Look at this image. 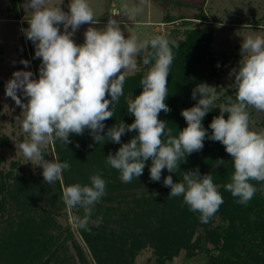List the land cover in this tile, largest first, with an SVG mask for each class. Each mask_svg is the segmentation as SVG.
Here are the masks:
<instances>
[{
	"label": "clouds",
	"instance_id": "1",
	"mask_svg": "<svg viewBox=\"0 0 264 264\" xmlns=\"http://www.w3.org/2000/svg\"><path fill=\"white\" fill-rule=\"evenodd\" d=\"M143 4L140 0V6L124 5L122 12L135 17L143 11ZM23 7L30 18L22 32L35 46L34 58L41 59L39 78L34 79L31 71H15L5 85V95L21 108L17 121L28 134L27 140L15 144L16 150L33 166H42L47 184L62 180L63 171L71 166L58 159L46 160L43 149L56 140L66 146L71 143L70 134L82 135L89 130L97 144L105 140L120 144L115 154L107 155L105 163L118 170L119 179L125 183L141 176L149 160L153 182L161 180L164 169L176 173L188 155L203 149L207 138L220 142L231 156L234 172L225 189L237 203L248 204L257 192L250 181L264 182V130L250 129V109L264 112V37L250 35L243 39L238 67L229 72L234 77L229 87L235 90V100L228 97V103L215 107L220 114L208 126L211 133L202 120L214 109L217 97L214 87L202 82L191 93L197 103L181 110L187 126L173 135L167 122L158 117L162 111H171L165 100L174 41L163 35L143 40L126 38L120 27L122 21L112 15L103 28L92 27L99 21L89 0H70L67 12L53 6L52 0H26ZM83 24L90 26L84 42L78 45L72 37ZM142 52L147 53L143 64L151 66L139 82L142 92L127 100L126 108L134 122L119 121L105 133L104 121L114 116L113 110L124 95L126 76L137 70L136 57ZM20 62L25 67L29 64ZM224 114H228L227 119ZM126 132L136 135L122 143ZM89 179L90 184L62 186L61 196L68 209L83 210V218L74 219L79 228L88 231L92 208L106 194V181L99 173ZM163 185L170 188L168 197L182 196L189 210L200 214L202 223H207L224 202L212 176L201 175L198 168L184 171L182 182H174L168 175Z\"/></svg>",
	"mask_w": 264,
	"mask_h": 264
},
{
	"label": "trees",
	"instance_id": "2",
	"mask_svg": "<svg viewBox=\"0 0 264 264\" xmlns=\"http://www.w3.org/2000/svg\"><path fill=\"white\" fill-rule=\"evenodd\" d=\"M10 3L15 9L16 0ZM175 5L196 7L197 12L189 17L165 13L162 19L164 24L179 21L181 26L161 34L176 45L172 48L174 58L165 100L171 111H162L158 117L167 122L173 135L187 126L181 110L197 103L191 98L192 90L202 82L212 86L225 59V54L213 55L211 50L213 27L194 24L207 20L202 10L204 0L197 6L172 0L169 6L172 9ZM15 19L20 17L16 15ZM29 54L33 75L38 79L31 48ZM146 54L142 52L136 60L142 62ZM150 66L142 62L143 70L126 76L124 95L113 110L114 116L104 121L105 133L119 121L134 122L126 108L127 100L142 92L139 82ZM219 114V108L214 107L202 120L209 134L212 130L208 126ZM224 115L227 119L228 114ZM134 135L126 132L121 142H128ZM69 138L71 143L66 146L59 140L51 144L54 158L71 166L63 171L60 181L47 184L42 174L24 178L0 172V264H137L136 257L145 249L151 251L153 264H166L182 250L186 258L202 254L208 264H264V182L250 181L257 188L256 194L247 205L237 203L225 189L234 167L220 142L206 138L203 149L181 161L176 173L162 170L159 182L150 180L149 160L141 176L125 183L119 179L118 170L105 163L107 155L115 154L120 144L110 140L97 144L89 130L82 135L70 134ZM1 141L0 147L6 144ZM197 168L201 175L212 176L224 201L207 223L200 221L198 212L189 210L182 196L168 197L170 188L163 185L166 176L182 182L184 171ZM97 173L106 181V194L92 208L87 225L90 231L79 228L75 219L71 226L68 213L83 218L84 212L64 205L62 186L90 184L89 178Z\"/></svg>",
	"mask_w": 264,
	"mask_h": 264
},
{
	"label": "rangeland",
	"instance_id": "3",
	"mask_svg": "<svg viewBox=\"0 0 264 264\" xmlns=\"http://www.w3.org/2000/svg\"><path fill=\"white\" fill-rule=\"evenodd\" d=\"M172 0H144L143 11L135 17H128L123 14L124 5L140 6V0H89V4L98 19L99 23L92 25L97 29L103 28L109 19L122 21L121 30L125 37L135 36L140 40L150 38L156 35L166 34L167 31L179 28L180 22L173 24H164L162 19L165 13L172 15L184 14L191 16L197 12L196 7L179 6L171 9ZM188 5H199L203 0H179ZM26 0H16L15 9L11 6L10 0H0V140L3 144L0 147V172L11 174V176H24L28 178L35 174H42V166H33L26 158L16 150L15 144L24 142L28 139V134L22 131L17 121L21 114V108L15 102L5 95V85L12 78L15 71H31L32 57L29 50H32V56H35V46L28 40L22 29L29 25L27 19L30 14L26 12L23 5ZM70 0H52L53 6H60L65 12L68 11ZM173 4V3H172ZM202 10L205 13L206 21H194L195 26L204 24L213 27V38L210 44L213 55L223 53L225 59L223 67L219 71V78L214 81L213 87L216 94L214 107L220 104L228 103L229 94L235 96V90L229 87L234 82V77L229 76L232 68L238 67L241 59L240 46L243 39L248 36L264 37V0H204ZM16 15L20 17L16 20ZM90 25L83 24L75 32L72 39L76 44L84 42V33ZM63 31V26H60ZM181 30V29H180ZM30 47V48H29ZM29 61L27 67L20 61ZM34 64L39 70L41 59L34 58ZM137 70L129 72L127 76H132L143 70L142 62H138ZM35 79V76L33 75ZM218 90V91H217ZM229 93V94H228ZM22 101L26 99L18 92ZM264 112L250 109V129L253 131L263 130ZM46 160L55 159L54 153L49 144L43 149ZM68 223L74 226V217L68 213ZM216 217L214 222H217ZM65 225L64 220H61ZM216 224V223H214ZM72 254H74L71 248ZM186 253L182 250L166 264H208L205 257L201 254L186 258ZM137 264H153L152 254L149 249L143 250L136 257Z\"/></svg>",
	"mask_w": 264,
	"mask_h": 264
}]
</instances>
